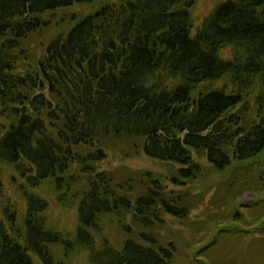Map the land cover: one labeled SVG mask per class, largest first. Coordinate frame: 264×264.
I'll return each mask as SVG.
<instances>
[{
    "label": "trees",
    "instance_id": "obj_1",
    "mask_svg": "<svg viewBox=\"0 0 264 264\" xmlns=\"http://www.w3.org/2000/svg\"><path fill=\"white\" fill-rule=\"evenodd\" d=\"M94 1L0 0V264H62L56 246L88 250L93 264H172L176 244L157 228L203 205L208 170L239 168L247 169L224 182L236 196L230 221L245 223L239 204L260 227L241 263L259 264L264 190L237 202L236 182L252 180L264 152V0H219L196 28V0H120L31 51L28 40L53 26L47 14ZM226 46L233 57L222 56ZM111 151H143L170 168L102 169ZM6 171L24 207L3 204ZM47 183L76 206L72 240L48 223V200L36 191ZM105 215L137 239L97 247ZM221 233L199 252L207 263L230 234Z\"/></svg>",
    "mask_w": 264,
    "mask_h": 264
},
{
    "label": "rangeland",
    "instance_id": "obj_2",
    "mask_svg": "<svg viewBox=\"0 0 264 264\" xmlns=\"http://www.w3.org/2000/svg\"><path fill=\"white\" fill-rule=\"evenodd\" d=\"M120 0H95L90 4L75 5L70 8H64L56 10L50 14H47L49 18L53 20V26L49 29H45L40 35H34L28 40V45L32 47L33 53L40 52L42 44L48 42L51 38L64 29H66L73 20L81 18L82 16L95 11L97 8L104 4L118 2ZM219 0H196L195 5L192 8V16L194 20V28H196L205 16H207ZM223 57H233L234 50L230 46H226L221 49ZM197 158V156H195ZM198 159V158H197ZM200 161L206 162L204 159ZM256 169L249 172L251 181L243 184L244 178L238 177L240 180L236 182V187H240L237 193L243 188V192L237 202L251 203L250 198L253 195L252 192L264 190V152L255 160ZM102 169H125V171H138V170H152L155 172L165 174L170 168V165L153 159L146 155L143 151L138 152L136 155L127 156L118 151H111L106 160L100 163ZM235 172L215 174L211 170H208L206 175V185H210L211 189L205 193V200L203 205L197 207L192 211L190 217L186 220H179L170 216L166 217V223L163 226L157 228V232L161 235L164 242L173 241L176 244L177 252L172 264H241L245 257V251L243 247L244 242L250 238L257 236L260 227L258 225H251V217L248 210L239 206V212L243 214L245 223L230 221L233 207L237 206L233 203V198L228 188L224 184L231 174L238 175L240 171L247 168H239ZM244 174V173H243ZM248 174H244L247 176ZM12 176L10 171H6L4 174V190L2 192L3 204L14 205L17 208L24 207L25 202L20 195L16 183L10 180ZM37 193L42 195L48 200L49 208L46 211V217L49 225L59 230L65 238L72 240L75 237V232L78 227V215L75 205L71 202L62 204L58 201L57 195L51 184L47 183L36 190ZM228 196V197H227ZM263 196V195H262ZM227 197L226 203L224 198ZM264 199L258 198V202L264 207ZM212 203V205H211ZM238 210V209H237ZM264 217V211L261 209L260 215L257 221ZM264 219V218H262ZM229 220V221H228ZM264 221H261L260 225H263ZM263 229V228H262ZM222 230H226L225 237L220 247H214L212 250L207 251V261L200 256V250L205 246H210L213 242L217 241L219 235H222ZM244 230L247 231L246 234ZM241 231V233L237 234ZM233 232V234H231ZM97 241L96 246L99 247L101 241L107 238L116 248H120L127 238L137 239L136 230L133 233L126 234L119 226L117 220L112 216L105 215L101 219V231L95 233ZM256 238V237H255ZM263 244V243H262ZM260 245V243H259ZM264 246V244L262 245ZM223 249V251H221ZM54 252L58 261L62 264H93L90 259V251L81 248H75L70 253L66 254L62 247L56 246ZM248 253L250 252L247 251ZM246 252V255L248 253ZM259 252V250H258ZM243 253V256H242ZM256 256L255 254H252ZM264 251L260 253L259 258H254L256 261H260L259 264H263L262 258ZM209 256V260L208 259ZM244 264V263H243ZM249 264V262H248Z\"/></svg>",
    "mask_w": 264,
    "mask_h": 264
}]
</instances>
